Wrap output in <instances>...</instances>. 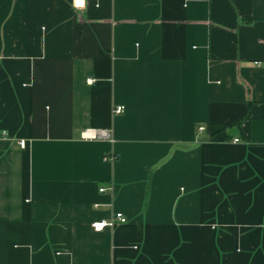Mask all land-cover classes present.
Segmentation results:
<instances>
[{
    "label": "crops",
    "instance_id": "crops-1",
    "mask_svg": "<svg viewBox=\"0 0 264 264\" xmlns=\"http://www.w3.org/2000/svg\"><path fill=\"white\" fill-rule=\"evenodd\" d=\"M0 264H264V0H0Z\"/></svg>",
    "mask_w": 264,
    "mask_h": 264
},
{
    "label": "built area",
    "instance_id": "built-area-1",
    "mask_svg": "<svg viewBox=\"0 0 264 264\" xmlns=\"http://www.w3.org/2000/svg\"><path fill=\"white\" fill-rule=\"evenodd\" d=\"M88 82L92 81V78L87 79ZM124 110V106L114 105L112 108L113 114L121 113ZM82 137L84 138H99V137H107L108 131L106 129H95V128H86L82 132ZM237 140V139H234ZM20 146L24 147L25 141L23 139H19ZM105 160L113 161L115 159V155L113 154H105L104 155ZM104 187H100L99 191H104ZM127 221V217L120 211H115L111 217L108 219H96L91 222V227L94 231H101L105 227H114L117 223H125Z\"/></svg>",
    "mask_w": 264,
    "mask_h": 264
}]
</instances>
